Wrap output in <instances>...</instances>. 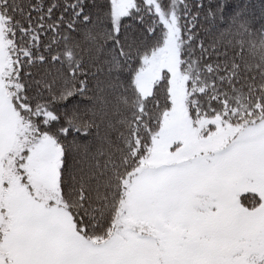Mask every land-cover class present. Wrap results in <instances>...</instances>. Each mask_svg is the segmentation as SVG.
Returning <instances> with one entry per match:
<instances>
[{
  "label": "snow or ice",
  "instance_id": "snow-or-ice-1",
  "mask_svg": "<svg viewBox=\"0 0 264 264\" xmlns=\"http://www.w3.org/2000/svg\"><path fill=\"white\" fill-rule=\"evenodd\" d=\"M0 264H264V0H0Z\"/></svg>",
  "mask_w": 264,
  "mask_h": 264
}]
</instances>
